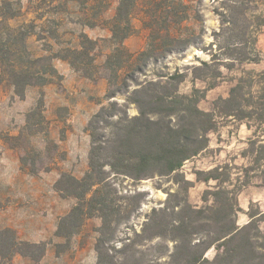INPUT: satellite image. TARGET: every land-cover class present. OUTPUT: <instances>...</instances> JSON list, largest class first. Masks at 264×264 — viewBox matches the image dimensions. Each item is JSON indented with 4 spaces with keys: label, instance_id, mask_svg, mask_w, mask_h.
<instances>
[{
    "label": "trees",
    "instance_id": "trees-1",
    "mask_svg": "<svg viewBox=\"0 0 264 264\" xmlns=\"http://www.w3.org/2000/svg\"><path fill=\"white\" fill-rule=\"evenodd\" d=\"M89 1L91 9L97 8V15L101 5L116 3L108 24L110 40L115 46L102 64L94 65L89 53L94 41L82 36L81 49L69 51L72 57L68 63L77 69L78 61H83L97 78L106 80L109 88L105 99L109 104L93 117L87 172L80 179L62 173L55 183L60 193L77 200L60 219L57 235L63 236L66 229L70 234L76 232L87 218L96 215L102 223L95 247L97 264H143L137 250L141 244L136 239L152 241L156 238L174 243L166 264H264V233L258 227V223L264 221V212L249 210L248 222L239 226L236 193L223 186L229 182V177L220 179L217 168L204 177V181L219 182L215 190L205 191L213 197V206L195 209L185 198L179 199L175 194V201L167 200L163 208L152 210L144 229L135 234V240L129 241L123 251L117 250L123 254L119 259L108 253L106 240L113 237L114 226L131 218L143 196L138 192L121 196L126 201L123 205L117 204L115 179L122 177L138 182L174 174L177 182L187 184L177 172L208 147V134L216 129L217 117L246 122L252 136L243 152V157L248 159V166L243 169L247 178L243 186L248 184L250 174L264 186V72H243L232 78L234 84L227 98L215 100L212 112L202 111L198 103L205 98L207 90L193 87L190 94H180L178 87L184 80L183 74L167 73L158 75L156 80L138 79L144 76L151 61L203 43V29L199 33L193 29L187 33L180 31L183 23L192 17L187 4L178 0H87L83 4ZM140 1L141 9H138ZM136 10L142 13L147 45L145 50L132 54L123 42L135 32L130 21ZM214 13L219 20L218 29L211 33L212 42L201 48L210 59L191 68L193 79L205 82L209 89L224 79L222 69L231 72L237 65L261 60L256 43L264 26V0H220ZM10 31L8 36L12 39L0 42V85H10L14 94L23 99L26 88H41L52 78H59L53 60L66 58L35 57L26 50L25 41L30 33H26L23 26ZM122 94H128L126 101L135 105L136 115L129 117L127 110L113 100ZM37 105V109L42 106V97ZM98 123L104 125L100 134L95 133ZM32 126L27 122L25 133L6 138L13 142L11 148L18 149L22 169L29 174L50 171L60 155L59 147L49 141L42 153L29 150L26 135ZM43 160H48L49 166L32 165ZM200 175L198 172L197 177ZM186 189L184 187L183 191ZM195 236H199L198 241L192 244ZM158 247L159 251L165 249ZM211 248L215 255L208 259L206 252ZM32 250H37L38 255H32ZM44 252V244L21 242L12 229L0 230L1 258L11 259L17 254L30 257L31 254L40 260ZM153 258L159 264V257L153 255Z\"/></svg>",
    "mask_w": 264,
    "mask_h": 264
},
{
    "label": "rangeland",
    "instance_id": "rangeland-1",
    "mask_svg": "<svg viewBox=\"0 0 264 264\" xmlns=\"http://www.w3.org/2000/svg\"><path fill=\"white\" fill-rule=\"evenodd\" d=\"M87 0H0V42L12 37L8 36L11 29L24 27L26 33V50L31 55L64 57L66 60L55 58L53 65L60 77L41 87H28L24 98L14 94L8 84L0 85V230L12 229L19 241L29 244H44V256L36 260L33 256L15 255L11 259L0 257V264H97L95 251L101 219L94 215L87 218L83 225L74 233L68 229L63 236H58V226L77 200L65 196L55 188V183L62 173H67L80 179L89 167V150L91 136L89 130L93 125V117L109 101L105 99L109 84L106 80L97 78L93 70L84 62L78 61L74 69L68 63L71 60L69 51L80 50L82 36L94 41L89 49L94 65L102 64L115 46L110 40L109 20L115 13L116 3L101 5L96 9L89 7ZM191 8L192 17L183 23L182 33L193 29L199 33L203 29V43L190 47L184 52L173 53L159 61H151L145 69L140 81L156 80L158 75L178 72L184 80L178 87L180 94L188 95L192 88L206 89L205 98L198 103L199 109L205 112L213 111V103L218 98H227L234 81L243 72H264V26L257 37L256 47L261 55L258 63L237 65L231 72L222 69L224 79L213 88L201 80H194L191 68L198 66L200 61H208L209 54L201 51L203 46L212 42L211 33L218 29L219 20L214 9L220 0H178ZM141 1L138 9H141ZM198 16V18H197ZM193 17L196 18L193 19ZM142 13L138 10L132 13L130 24L135 32L128 36L123 44L128 52L136 54L146 49L147 30L141 24ZM70 55V56H68ZM133 87L130 88L131 91ZM42 97V106L37 109ZM128 94L116 95L115 100L127 110L129 117L137 114L135 105L126 101ZM37 109V110H36ZM217 126L208 134V147L198 156L185 162L177 172L187 184L177 182L174 174L170 176H155L146 180L134 182L118 177L115 179L118 199L116 203L123 205L125 199L121 196L135 192L143 196L127 221L114 226L113 237L106 240L109 254L119 259L117 250L123 251L124 246L136 239L135 234L141 233L153 209L163 208L167 202L183 199L195 209L213 206V197L205 191H213L219 185L218 181H204V177L215 168L219 169L220 179L229 177V182L223 186L236 193V221L239 226L248 222L247 213L258 210L264 212V186L257 177L250 174L248 184L243 169L248 166V159L243 157L247 149V140L252 132L247 129L245 121H235L227 118H216ZM30 127L26 135L29 150L42 153L49 141L55 142L60 155L50 171L41 170L29 174L21 168L18 149L11 148L13 142L6 137H14L25 133V126ZM103 132V124L96 125ZM33 166H49L48 160L34 162ZM20 169H19V168ZM201 172L200 178L197 173ZM15 179L13 185L9 180ZM179 179V178H178ZM185 187V191H183ZM206 197V199H204ZM139 204V205H138ZM177 211V208L175 209ZM172 218H175L173 215ZM264 233V221L258 223ZM107 237V236H106ZM198 237L192 238V244ZM139 240L138 256L143 264H157L153 255L159 257V264H166L167 254L173 249V242L166 239ZM130 241V242H129ZM158 245L162 248L158 250ZM169 249V251L166 250ZM154 248V249H153ZM136 249V246L135 248ZM158 251V252H157ZM32 255H38L32 250ZM215 255L213 248L206 252V257L212 259Z\"/></svg>",
    "mask_w": 264,
    "mask_h": 264
},
{
    "label": "crops",
    "instance_id": "crops-1",
    "mask_svg": "<svg viewBox=\"0 0 264 264\" xmlns=\"http://www.w3.org/2000/svg\"><path fill=\"white\" fill-rule=\"evenodd\" d=\"M19 168V167H18ZM20 169V168H19ZM9 180V179H8ZM13 180H15V179H12V180H9L8 182H9V184L10 185H13L14 183H15V181H13Z\"/></svg>",
    "mask_w": 264,
    "mask_h": 264
}]
</instances>
